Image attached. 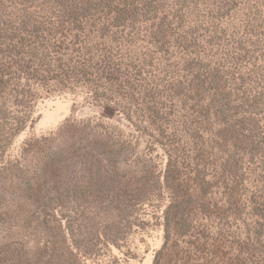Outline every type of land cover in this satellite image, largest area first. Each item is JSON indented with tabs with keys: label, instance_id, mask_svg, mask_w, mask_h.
<instances>
[{
	"label": "trees",
	"instance_id": "16d2710c",
	"mask_svg": "<svg viewBox=\"0 0 264 264\" xmlns=\"http://www.w3.org/2000/svg\"><path fill=\"white\" fill-rule=\"evenodd\" d=\"M79 93L133 131L71 121L11 157ZM159 204L153 264H264V0H0V264L106 257Z\"/></svg>",
	"mask_w": 264,
	"mask_h": 264
},
{
	"label": "rangeland",
	"instance_id": "374dc122",
	"mask_svg": "<svg viewBox=\"0 0 264 264\" xmlns=\"http://www.w3.org/2000/svg\"><path fill=\"white\" fill-rule=\"evenodd\" d=\"M111 114L110 110H104L99 102H95L91 95L65 94L42 99L33 107V117L35 124L27 128L15 139L11 148V157H16L24 144L31 139L47 138L56 135L64 125L71 121L80 120H101L110 126H119L124 135L128 137V132L133 131L128 122L121 115H117L114 120L102 118L103 114ZM134 137L143 145L146 139L138 138L134 132ZM145 146V145H144ZM23 148V149H22ZM164 204L146 209V219L142 229L133 234L127 244L120 249L112 248L106 257H93L87 260V264H153L155 253L161 249L164 243L163 212ZM29 258H33L30 250Z\"/></svg>",
	"mask_w": 264,
	"mask_h": 264
}]
</instances>
